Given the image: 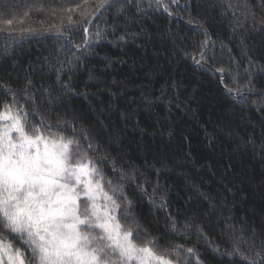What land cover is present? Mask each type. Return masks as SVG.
<instances>
[{
	"label": "trees",
	"instance_id": "1",
	"mask_svg": "<svg viewBox=\"0 0 264 264\" xmlns=\"http://www.w3.org/2000/svg\"><path fill=\"white\" fill-rule=\"evenodd\" d=\"M101 3L0 0V106L78 140L137 243L264 264V0Z\"/></svg>",
	"mask_w": 264,
	"mask_h": 264
},
{
	"label": "snow or ice",
	"instance_id": "2",
	"mask_svg": "<svg viewBox=\"0 0 264 264\" xmlns=\"http://www.w3.org/2000/svg\"><path fill=\"white\" fill-rule=\"evenodd\" d=\"M30 115L0 106V264H173L154 238L136 242L123 186L78 140Z\"/></svg>",
	"mask_w": 264,
	"mask_h": 264
},
{
	"label": "water",
	"instance_id": "3",
	"mask_svg": "<svg viewBox=\"0 0 264 264\" xmlns=\"http://www.w3.org/2000/svg\"><path fill=\"white\" fill-rule=\"evenodd\" d=\"M105 6H107V4H106V5H104L102 8H104ZM98 13H99V12H98ZM96 16H97V15H96ZM96 16H95V17H96ZM95 17H94V18H95ZM88 28H89V27H88ZM88 30H89V29H88Z\"/></svg>",
	"mask_w": 264,
	"mask_h": 264
}]
</instances>
